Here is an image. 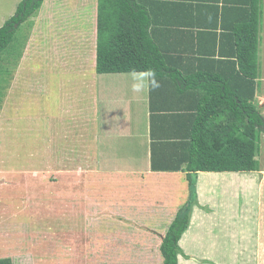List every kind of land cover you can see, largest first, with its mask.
Returning <instances> with one entry per match:
<instances>
[{"label": "trees", "instance_id": "trees-1", "mask_svg": "<svg viewBox=\"0 0 264 264\" xmlns=\"http://www.w3.org/2000/svg\"><path fill=\"white\" fill-rule=\"evenodd\" d=\"M201 1L97 0L96 73L147 75L150 169L187 175L189 199L162 239L163 264H178L198 173L260 171L259 0ZM43 3L23 0L0 28V81L21 59L26 36L17 31Z\"/></svg>", "mask_w": 264, "mask_h": 264}, {"label": "rangeland", "instance_id": "rangeland-1", "mask_svg": "<svg viewBox=\"0 0 264 264\" xmlns=\"http://www.w3.org/2000/svg\"><path fill=\"white\" fill-rule=\"evenodd\" d=\"M22 1L0 0V28L16 14L17 7ZM79 3L78 0H52V5L49 0H44L38 14L30 19L32 26L29 28L28 22H26L17 31L16 35L19 39H23L22 35L26 36L21 59L16 69L12 70V65L9 66L12 72L6 83L0 81V259L11 258L13 259V264H81L82 261L84 264H108L106 261L110 260L100 255H89L86 258V263L80 252L71 254L63 250L64 244L60 245V240L64 241L68 237H77L78 241H80V238L87 236V234H79L77 232V228L81 226L80 223L77 224L71 220V222L73 221V225H71V222H69L70 211L67 207L70 204L66 200L58 196V206L54 205L53 191L65 190L66 188H63L61 183H65L67 180L65 176H54L55 165H52L53 159L57 160V157L65 153L63 150L65 146L71 147L76 144V138L78 144L84 145H94L97 140L92 138L94 137V134H92L94 131H89L87 138L84 137V139L76 136L77 128L72 123L78 124V122L66 121L65 123H60L59 119L63 114L61 110L70 107L67 98L42 97L43 95H39L36 90V86L41 83L39 77L43 78L50 74L52 79L58 80L60 79L59 74L63 72L61 71L62 68L64 70L72 68V60H67L64 65H60L59 62L54 63V60L60 55L64 58L69 57V59L78 57L79 62L80 59L81 61L83 59L89 65L88 69L91 65L89 53L93 45L90 44V39L84 43L80 36L68 32V26H73L72 24H75V27L79 29L78 21L71 19L73 17L76 18L79 14L83 17L84 8L80 7ZM85 20L87 23L83 25L84 33L82 36L88 37L90 34L87 35L86 31L90 32L89 28L91 27L89 19L85 18ZM81 46L83 47L82 50L80 49ZM85 50H87V53ZM35 62L44 65L39 73L42 74L47 67H49L50 71L39 77L37 76L39 73L34 74L35 76L31 75L33 71L30 68L33 67ZM37 68L39 67L37 66ZM89 72L92 75L87 77V73H85L84 77L79 78L80 81H75V83H73V77L69 76L65 83L68 85L73 83L71 89L77 86L73 94L77 97V92H86L84 84L90 82L92 76L96 77V93L98 92L99 94L97 110L100 111L102 121L107 118L115 123L125 112L126 116L130 109L132 111L140 105L138 114H131L133 123L135 121L138 123V129L126 131V141H136L133 151L130 153L133 160H135L137 158L135 153L140 150L144 152L146 147L145 133L148 127L146 104L144 102L136 104L135 102L141 101L147 95V75H96L94 68ZM66 74L68 73L63 72L64 77L67 76ZM69 74L71 75L72 73ZM62 93L65 92L62 91ZM33 95L35 96L33 97L34 103L31 104L30 100ZM111 99H115V101H111ZM78 102L86 104V98ZM255 103L264 116V99L258 100L257 98ZM113 107H118V109L114 111ZM109 108H112L111 112L106 110ZM111 121H107V124H110ZM107 124L104 126H108ZM111 125L114 127V124ZM115 125L117 126L118 124L116 123ZM117 127L120 129V126ZM117 132L118 129L114 131L99 130V133L104 137ZM96 138L98 139V137ZM99 139L102 140L103 138ZM263 139L264 137L262 136V143L256 157L260 168L264 165ZM127 156L120 155L116 157L114 164L123 166L126 164L125 159ZM144 159L145 152L141 153V159H137V163L142 165ZM40 165L47 168L43 169V171L45 170L44 173L40 172L38 176ZM86 166L87 162L78 164L77 168L74 166V169H76L73 171L76 177L74 181L78 185H83L81 181L84 177V167ZM78 167L80 168L78 169ZM212 174L214 176L200 175L196 179L197 196L198 189H206V193L213 192L214 196L217 193V197L218 194H223V197H226L225 201L227 204L233 205L234 211L225 210L220 205L218 209L220 212L219 217L223 218L227 211L231 219L239 223L244 221V215L249 227V219L253 210L255 211L256 209L257 195L255 193L251 201L249 195L245 194L244 189L245 187H250L247 185H251L252 179L255 177L256 180L257 176L255 175L250 179V182L246 180L247 173ZM259 177L262 178L263 176H258L257 181H254V186L257 185ZM168 183V181L164 182L163 187H167ZM163 187L161 189L157 188L155 191L149 190L150 193L171 194L165 191ZM177 188H173L176 189L174 190L175 193L178 191ZM262 188V194L264 195V184ZM81 192L79 191V193ZM235 192L237 195H235ZM196 194L194 199L196 203L193 206L198 208ZM157 196L163 198L162 195ZM210 196L212 197V194ZM240 207H242V210ZM53 208H57L56 212H54ZM204 209L206 210V208ZM56 219L59 220L57 221ZM16 220L19 222H16ZM23 223H26V225ZM69 224L70 226H68ZM81 228L84 229L82 226ZM94 235L95 233L91 232L88 236L92 238ZM239 236H241V233H239ZM239 236L238 238H240ZM5 237L8 241L4 240ZM75 243H68L67 248ZM204 244L205 252L213 256L214 249L210 247L209 241H204ZM208 250L211 252H208ZM231 252H233V249L228 250V252H222V256L218 257L222 258L219 261H223V264H255V259L252 258L250 252L248 253V250L241 257L230 256ZM212 262L216 264L215 262L217 261L213 260ZM204 264L212 263L207 262Z\"/></svg>", "mask_w": 264, "mask_h": 264}, {"label": "crops", "instance_id": "crops-1", "mask_svg": "<svg viewBox=\"0 0 264 264\" xmlns=\"http://www.w3.org/2000/svg\"><path fill=\"white\" fill-rule=\"evenodd\" d=\"M78 1L80 2L79 6L84 8V15L82 17L79 14L76 18H71L76 22L78 21L79 29L75 27V24H72L73 26H68V32L80 36L81 40H84V43L90 39V44L93 46L89 53L91 63L89 69L87 68L89 65L83 59L82 61L80 59L79 62L78 57H71L69 59V57L64 58L61 55L54 60V63L59 62L60 65H64L67 60H72L73 62L71 69L64 70L62 68L61 70L68 73L66 77L61 72L59 74L60 79L58 80L55 78L52 79L50 74L40 78L39 76L50 71L49 67H47L42 74L39 73L44 66L42 63L35 62L33 63V67L30 68L33 71L31 75L39 73L37 76L41 80V83L39 86H36L39 95H43L42 97L53 96L54 98L65 97L68 99L70 107L61 110L63 114L60 116V123H65L66 121L78 122V124L72 123L77 128L76 136L84 139V137L87 138V134L90 133L89 131H94L92 133L94 137L92 138H95L98 142V144L96 142L94 145L78 144L75 136L76 144L71 147L65 146L63 148L65 153L57 157V160L53 159V162H55H52V165H55L54 176H65L67 180L65 183H61L62 187L66 188L65 190L55 189L56 191H53V198L55 199L54 205L58 206V196L66 200L70 204L67 207L70 211L68 216L69 222L73 220L74 223H80L84 229L79 226L77 232L79 234H87V236L80 238V241H78L77 237H68L64 241L60 240V245L64 244L63 250L71 254L80 252L86 263V258L89 255H100L101 257L110 259L106 261L108 264H163V257L160 252L162 239L179 209L189 199L187 175L183 172H156L150 169L148 87L147 95L141 101L135 102L136 104L144 102L147 110L148 127L145 133V164L143 160L142 165L137 163V159L140 160L141 153L144 152L140 150L135 153V155L137 154V158L133 160L130 153L133 151L136 141H126V131L138 129V123L136 121L133 123L131 114H138L140 105H138L137 109H133L132 111L130 109L126 116L125 112L115 123L107 118L102 121L100 111L97 110V98H99V94L98 92L96 93V77L93 76L90 82L84 84L86 92H77V97L73 95L77 86L71 89L72 84L78 81L79 78L84 77L83 75L85 73H87V77L92 75L89 71L92 68L95 71L96 65L97 0ZM197 1L202 2L201 0H193V3ZM207 1L213 2L216 0ZM259 9L258 62L260 75L258 78L259 90L256 94L255 102L257 98L258 100L264 99V0H259ZM85 18L89 19L91 27L89 28L90 32L86 31L87 35L90 34L88 37L82 36L84 33L83 25L87 23ZM176 22L183 21L176 19ZM177 33L176 28L175 33H170L174 34L172 37L174 40H172L173 44L182 45L183 42L178 39ZM82 37L84 38L82 39ZM82 46L80 47L81 50L83 49ZM85 51L87 53V50ZM69 73L72 74L70 75ZM69 76L73 77V83L68 85L65 81L68 80ZM68 86L70 88L67 89ZM62 91L65 93H62ZM33 97L35 96H32L30 100L31 104L34 103ZM83 98H86V104L78 102ZM111 101H115V99H111ZM113 109L115 111L118 107H113ZM106 110L111 112L112 108ZM107 121H111V123L107 124ZM116 123L118 124L117 126H120V129L115 125ZM105 124L108 126H104ZM111 124H114V127ZM117 129L118 132L107 136L108 138L99 133V130L114 131ZM99 138L103 139L101 140ZM120 155H128L125 159L126 164L123 166L114 164L116 157ZM84 162H87V166L84 167L85 174L81 181V184H83L81 186L77 182L75 183L74 180H76V177L73 171L76 170L74 166L77 168L78 164H83ZM46 168L40 165L37 175L39 176L40 172L44 173L45 170L43 171V169ZM221 173H247L248 176H252L246 177V180L250 182V179L256 175V180L254 177L251 185L254 184V181H257L258 176H263L262 178L259 177L256 186H254L255 184L253 186L247 185L250 187H245L244 189L245 194L249 195L251 201L253 200V195L255 193L257 195V205L249 219V227L247 226V220L244 218V215V221H240V224L236 220H232L227 211L223 218L219 217L220 212L218 209L220 205L225 210L234 211L233 205L227 204L225 201L226 197H223V194H218L217 197V193L214 196L213 192L206 193V189H198V208L193 206L188 228L182 234L178 243L180 249L177 258L178 264H204L207 262L213 264V260L217 261L215 262L216 264H223V261H219L222 258L218 257L222 256V252H228V250L230 251L232 249L233 252L230 253V256L241 257L248 250V253L250 252L252 258L255 259V264H264L263 165L260 171L255 172H219V174ZM200 175L214 176L212 173H198L197 179ZM166 181L170 184L168 183L167 187H163V183ZM162 187L171 194L150 193L149 189L155 191L157 188L161 189ZM175 187H178L176 193L174 192L176 189H173ZM79 191L82 192L79 193ZM210 194H212V197ZM157 195H162L163 198ZM235 195H237L236 192ZM240 208L242 210V207ZM53 210L56 212L57 208H53ZM59 219L56 220L58 221ZM73 221L71 225H73ZM16 222L19 221L16 220ZM26 223L23 224L26 225ZM91 232L95 233V235L89 238L90 236L88 235ZM239 233H241V236H239ZM4 240L8 241L6 237ZM204 241H209L210 247H213V256L205 252ZM72 242L76 243L67 248V244ZM74 247L77 249L75 250ZM208 252L211 251L208 250ZM81 264H84L83 261Z\"/></svg>", "mask_w": 264, "mask_h": 264}]
</instances>
